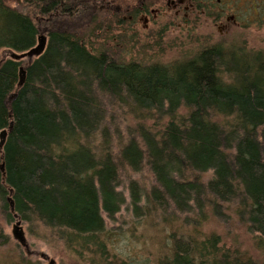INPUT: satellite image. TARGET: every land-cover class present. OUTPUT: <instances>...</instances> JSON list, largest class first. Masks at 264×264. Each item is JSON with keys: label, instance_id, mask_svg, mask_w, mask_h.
<instances>
[{"label": "trees", "instance_id": "trees-1", "mask_svg": "<svg viewBox=\"0 0 264 264\" xmlns=\"http://www.w3.org/2000/svg\"><path fill=\"white\" fill-rule=\"evenodd\" d=\"M98 3L0 0L1 213L49 230L80 264H264V51L199 43L126 62L137 19ZM41 34L43 54L12 57ZM124 180L134 229L157 231L149 255L117 252L126 236L107 230ZM215 221L246 230L251 249ZM1 264L40 263L15 249Z\"/></svg>", "mask_w": 264, "mask_h": 264}, {"label": "rangeland", "instance_id": "rangeland-1", "mask_svg": "<svg viewBox=\"0 0 264 264\" xmlns=\"http://www.w3.org/2000/svg\"><path fill=\"white\" fill-rule=\"evenodd\" d=\"M9 1L12 4L13 1L17 0ZM257 1L260 2L261 0H200V13H202L203 17L200 18L199 28L193 27L190 24L188 27L182 25L186 29L180 28L181 19H172L173 17L171 16H168L169 19L162 21L159 20L158 15L152 16L154 24H152L153 21L148 20L145 22L144 19H140L136 28L142 34L139 36L135 35L132 43L126 44L128 48L124 49L122 60L126 62L132 59L133 61H149L153 58H161L160 60L162 62H167L178 55L179 50L176 49L177 46H182L184 50H187L197 46L199 43H235L238 45L242 44L247 48L264 51V8L260 9L259 13L253 16L251 7L249 6V3L253 6ZM84 2L93 4V0H84ZM95 2H99L98 4L104 7L102 11L106 12H114L117 10L115 8L118 5L127 6L138 4L137 0H95ZM103 13L105 12H100V14ZM192 17L189 16L186 20H190ZM165 18L162 17L161 19ZM194 18L198 21L196 16ZM235 19H241L240 24L234 21ZM189 22H193V20ZM159 27L162 28L159 29ZM162 29L163 31L160 32ZM157 33L162 34L163 37V40L158 46L154 45L153 41L154 37H158ZM42 35L44 34L40 36ZM115 124L119 125L121 129L124 128L123 119L121 118L117 119ZM141 179L147 181V174L143 173ZM127 181L124 180L118 188L125 199L124 205L112 219H107L103 215L105 224L107 230H110L114 234L118 233L119 235L123 233L126 236L124 240L118 238V242L115 244V250L117 252L123 250L125 251L123 254H127L131 249L137 255L143 256L145 253L149 255L146 251L155 248V245L152 246V241L149 238L151 236L154 237L157 231L153 225L148 224L140 225L134 229L133 224H135V220L131 217L132 215L129 209V195L126 187ZM17 223L23 235V243H19L13 236V226ZM215 224L218 230L227 238L228 243L235 241L241 249H251V239L246 230L241 229L240 226H237V224L231 221H228L227 226H223L218 221H215V223L211 222L207 226L216 229ZM131 230L134 231V236L128 235L131 233L129 232ZM164 230L169 229L165 228ZM140 242H144L147 247L140 246ZM15 249L21 251L24 256L32 261H38L40 264H50L51 262L53 264H80L75 257H72L66 252L63 243L49 230L41 228L38 225L24 224L16 219L9 222L0 211V264L1 261L8 259Z\"/></svg>", "mask_w": 264, "mask_h": 264}, {"label": "flooded vegetation", "instance_id": "flooded-vegetation-1", "mask_svg": "<svg viewBox=\"0 0 264 264\" xmlns=\"http://www.w3.org/2000/svg\"><path fill=\"white\" fill-rule=\"evenodd\" d=\"M137 3V5H118L116 9L123 13V19L131 20L135 15L137 24L140 19L152 22L153 17L157 15L166 18L171 16L172 19L179 18L181 22L188 19L189 16H196L200 19V5L198 4L200 0H137Z\"/></svg>", "mask_w": 264, "mask_h": 264}, {"label": "water", "instance_id": "water-1", "mask_svg": "<svg viewBox=\"0 0 264 264\" xmlns=\"http://www.w3.org/2000/svg\"><path fill=\"white\" fill-rule=\"evenodd\" d=\"M45 48H46V38L45 36L42 35L38 37L36 46L30 49V51H28L25 54L18 55V56L13 55L12 57L15 60L23 59L25 57H38L44 53ZM13 230H14L13 231L14 238L17 239L19 243H23V235H22V232H21V229L18 223L13 226ZM50 264H53V263L51 262Z\"/></svg>", "mask_w": 264, "mask_h": 264}, {"label": "bare ground", "instance_id": "bare-ground-1", "mask_svg": "<svg viewBox=\"0 0 264 264\" xmlns=\"http://www.w3.org/2000/svg\"><path fill=\"white\" fill-rule=\"evenodd\" d=\"M37 44V43H36ZM34 48V47H33ZM30 51V50H29ZM28 52V51H27ZM27 52H25V53H27ZM25 53H22V54H25ZM22 54H20V55H22ZM16 55V54H15ZM28 58V57H27ZM12 97V96H11Z\"/></svg>", "mask_w": 264, "mask_h": 264}]
</instances>
